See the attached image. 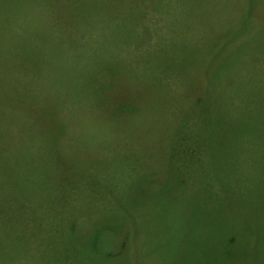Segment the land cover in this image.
Returning a JSON list of instances; mask_svg holds the SVG:
<instances>
[{"label": "rangeland", "instance_id": "obj_1", "mask_svg": "<svg viewBox=\"0 0 264 264\" xmlns=\"http://www.w3.org/2000/svg\"><path fill=\"white\" fill-rule=\"evenodd\" d=\"M73 1L0 0V264H264V238L239 237L262 236L264 209L232 203L229 179L212 165L222 157L181 179L165 151L184 111L215 119L213 106L193 100L219 89L211 78L225 71L207 56L217 51L220 62L222 42L239 43L215 33L241 26L245 2L125 0L131 18L120 26V16L90 20ZM249 46L244 85L259 110L264 48ZM49 126L62 130L55 137ZM194 128L192 118L180 131L189 138Z\"/></svg>", "mask_w": 264, "mask_h": 264}, {"label": "trees", "instance_id": "obj_2", "mask_svg": "<svg viewBox=\"0 0 264 264\" xmlns=\"http://www.w3.org/2000/svg\"><path fill=\"white\" fill-rule=\"evenodd\" d=\"M12 1L7 0V3ZM17 1L24 2V0ZM124 1L109 0V9L105 12H102V8L98 7L96 0H74L73 2L74 5L75 2L78 3L79 11L84 8L85 14H90V20L102 16L105 22L111 23L115 22L116 18L120 16L119 25L121 26V23L126 25V22L131 18L127 8L130 4H126ZM242 1L245 3L240 5L242 9L240 14L241 26L231 27V29L223 31L220 28L215 33L218 36H223L224 33L232 34L231 39L236 41L240 39L239 43L225 44L221 41L225 48L222 54L224 59L220 62L218 61L219 52L217 51L211 52L207 56L209 62H213L215 67H222L225 71L224 76L211 78L212 83L219 82V89L224 91H219V89L209 93L203 91L202 94H197L193 100V105L213 106L216 110L215 119L209 117L204 119V122L198 119V122L188 111H184L185 115L182 116L181 114L178 121V128L180 126L181 129L177 130L176 128L173 132L169 131V146L165 151L169 154V170L173 174L179 175L181 179L184 173L189 178L194 173V175H197V171L203 166L204 172H208L212 155H220L222 157L220 164L219 159H216L212 164L219 165L214 169V174L221 168L224 175L229 179V190L234 195V202L232 203L264 209V170L262 169L264 165V109L251 108L252 96L247 86L244 85L248 82L247 72L249 73V68L243 66V63L246 64V61L253 56L250 53L249 45H253L256 50L264 48V36L257 37L255 34V30L261 27L259 20L264 15V0H237V4ZM61 6V8L68 7L65 1L61 2ZM231 6L233 5H223V8H230ZM122 8L127 9L122 10ZM82 15H84V12ZM82 22H88L87 17ZM242 39L244 40L242 41ZM115 58L117 57L115 56ZM230 58H232V62L229 61ZM227 70L231 73L232 71L236 72L240 83H237V85L232 84L229 78L231 75L228 74ZM211 74L212 72H209V75ZM78 96L79 94L75 96V104L82 102V100L77 99ZM82 97L86 96H80L81 99ZM175 112L172 113V117L171 115L165 117L162 123L165 132L174 124L171 118L175 116ZM254 115L256 117L251 118ZM192 118L195 121L192 137H183L180 130L185 132ZM48 130L51 131L52 136L57 137L62 128L57 127V130L54 131L49 126ZM15 152L20 154L19 158H24V152L20 150H15ZM12 161H15V157H12ZM11 164L14 165L13 162ZM252 174H257L256 185H249L252 181L250 180ZM18 183L19 187H23L24 181L22 183L20 179ZM75 183L80 182L76 181ZM180 202L179 197L178 203L180 204ZM232 227H234V232L230 234L239 231L236 224H229V228ZM229 228H222L221 231L226 232ZM261 234L262 236L259 237V234L249 232L239 237L247 243L254 244L264 238V230ZM226 243L227 247H231L234 243V237L227 238Z\"/></svg>", "mask_w": 264, "mask_h": 264}]
</instances>
